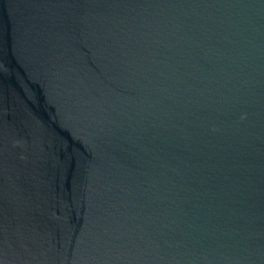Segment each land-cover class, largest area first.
Masks as SVG:
<instances>
[{"label": "water", "instance_id": "1", "mask_svg": "<svg viewBox=\"0 0 264 264\" xmlns=\"http://www.w3.org/2000/svg\"><path fill=\"white\" fill-rule=\"evenodd\" d=\"M0 264H264V0H0Z\"/></svg>", "mask_w": 264, "mask_h": 264}]
</instances>
